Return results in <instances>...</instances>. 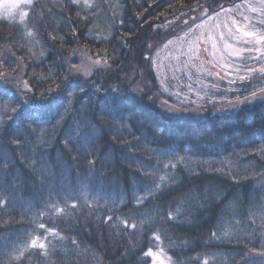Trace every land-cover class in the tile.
Returning <instances> with one entry per match:
<instances>
[{"label":"trees","instance_id":"obj_1","mask_svg":"<svg viewBox=\"0 0 264 264\" xmlns=\"http://www.w3.org/2000/svg\"><path fill=\"white\" fill-rule=\"evenodd\" d=\"M235 1L33 0L23 21L0 16V104L18 108L0 110V264H149L158 244L165 264H260L264 98L174 121L127 84L153 76L176 24ZM85 57L110 66L72 73Z\"/></svg>","mask_w":264,"mask_h":264},{"label":"rangeland","instance_id":"obj_2","mask_svg":"<svg viewBox=\"0 0 264 264\" xmlns=\"http://www.w3.org/2000/svg\"><path fill=\"white\" fill-rule=\"evenodd\" d=\"M26 5L24 0H0V16L19 14L20 18ZM173 24L170 21L167 26ZM175 26L177 32L170 29L165 41L152 48L153 76L127 80L132 99L170 120L195 121L215 113H231L241 105L264 98L258 91L264 89V74L258 77L248 71L264 67V44H256L253 37L243 35L244 31L256 36L264 34V0H238L188 27L185 23ZM247 48L261 51H245ZM234 50H240V55H229ZM91 61L85 57L70 71L86 76L76 68L89 66L93 70L104 65L103 60L100 65ZM241 76L245 79L241 80ZM253 91H257L254 99ZM6 105L9 104H0V110ZM36 245L39 247L38 242ZM30 246L32 242L27 245ZM156 248L149 264L167 263L169 260L161 253L159 244ZM259 263L264 264V259Z\"/></svg>","mask_w":264,"mask_h":264},{"label":"snow or ice","instance_id":"obj_3","mask_svg":"<svg viewBox=\"0 0 264 264\" xmlns=\"http://www.w3.org/2000/svg\"><path fill=\"white\" fill-rule=\"evenodd\" d=\"M17 2H19V0H17ZM24 2H25V3H28V4H31L32 0H24ZM77 2H78V0H73V3H77ZM84 3H85V6H86V7L89 6V5H88V0H84ZM12 7H15V4H13ZM252 10L255 11V9H252ZM25 15H26V13H21V14H20V19H21V21L24 20ZM233 23H235V21H233ZM238 31H239V29H238ZM28 35H31V32H29ZM243 35H244L245 37H253V38L255 39L256 44H264V34L259 35V36H256L255 33L248 32V31H244V32H243ZM213 47H215V45H213ZM225 47H226V48H227V47H230V45H226ZM244 50H245V51H249V52H251V51H253V50L256 51V52H260V51H261L260 48H255V49H253V48H247V49H244ZM229 55H237V56H238V55H240V50H234L233 52H230ZM103 63H104L105 66H110V65H108L107 60H104ZM100 64H101V60H99V59H97L96 61L93 62V65H100ZM74 67H75V66H74ZM76 70H77V71H81V70H83V71H84V74H85L86 76H88V75H90L91 67H89V66H82L81 68H76ZM248 71L251 72V71H254V70H253V69H248ZM259 71L264 72V68H260ZM3 75H5V74H4L3 72H0V76H3ZM240 79L243 80V79H245V77L241 76ZM24 87H25V88L28 87V84H27L26 81L24 82ZM258 91H259V93L261 94V96H264V89H259ZM251 97H252L253 99L256 98V97H257V91H253V92L251 93ZM245 99L247 100L248 98H245ZM8 107H11V105L9 104V105H6V106H5L6 109H7ZM11 111H12V113H16V112L18 111V108H16V107H11ZM10 119H11V117H10ZM12 143H13V144H17V145L20 144V140L16 138V134H13V137H12ZM5 159H6V158H5ZM88 163H89L90 166H94L95 163H96V159H95V158L90 159V160L88 161ZM167 166H168V165H165V167H167ZM7 167H8V164H7V163L3 164V168H7ZM157 187H159V185H157ZM0 203H3V201L0 200ZM57 211H61V210L58 209ZM168 218H169V219L172 218V217H171V214L169 215ZM108 219L111 220L112 218L109 217ZM40 227L43 228L44 225L41 224ZM132 227L134 228L135 225L133 224ZM157 239H158V237H157ZM36 243H37L36 240H33V241H32V245H33V246H36ZM39 247H40L41 249H43V248H45V245H44L43 243H41V244H39ZM146 255L153 256L154 253L151 252V251H149V252L146 253ZM260 255H261V256H264V250H262V251L260 252ZM242 260H244V261L248 260V255H247V254H244V255L242 256ZM161 264H163V261H161Z\"/></svg>","mask_w":264,"mask_h":264},{"label":"flooded vegetation","instance_id":"obj_4","mask_svg":"<svg viewBox=\"0 0 264 264\" xmlns=\"http://www.w3.org/2000/svg\"><path fill=\"white\" fill-rule=\"evenodd\" d=\"M252 74H258V75H260V74H264V72H261V71L257 70V72L255 73V69H254V71H251V74L250 75H252ZM259 77H262V76L260 75Z\"/></svg>","mask_w":264,"mask_h":264}]
</instances>
